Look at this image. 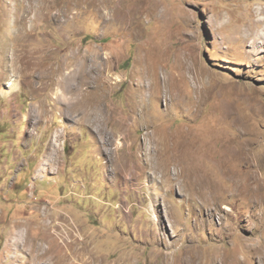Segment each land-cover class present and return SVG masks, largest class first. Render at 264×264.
Listing matches in <instances>:
<instances>
[{"label":"rangeland","instance_id":"obj_1","mask_svg":"<svg viewBox=\"0 0 264 264\" xmlns=\"http://www.w3.org/2000/svg\"><path fill=\"white\" fill-rule=\"evenodd\" d=\"M98 3L0 0V264H264V0ZM96 53L112 79L64 112Z\"/></svg>","mask_w":264,"mask_h":264},{"label":"bare ground","instance_id":"obj_2","mask_svg":"<svg viewBox=\"0 0 264 264\" xmlns=\"http://www.w3.org/2000/svg\"><path fill=\"white\" fill-rule=\"evenodd\" d=\"M94 1H97V0H91V2H94ZM107 1H110V0H99L100 3H106ZM113 1V0H112ZM98 3V4H100ZM89 4V3H88ZM99 52V51H98ZM103 53V52H102ZM101 53V54H102ZM107 53V52H106ZM101 54L100 53H96V54H93V56H88V55H84L82 57V63L81 65L78 66V68H74L72 69L71 71H68L67 73H65L62 77V80L61 82L63 83V86L62 88H58L57 89V92H56V97L64 102L63 105L65 104L64 106V112L67 111L68 109L70 110L71 108L75 107V100L81 96V94L83 93L84 89H83V85L87 84V83H90L91 81L93 80H98V79H101L103 80L104 82L105 81H108L110 78H111V75L109 73V70L111 68V66L113 65V57H111L109 54H106V58H104V60H101ZM103 55V54H102ZM81 59V58H80ZM65 62V61H64ZM49 63V62H48ZM62 68V67H61ZM67 70V69H66ZM65 71V70H64ZM142 71V70H141ZM147 74V73H146ZM155 74V72L153 73V75ZM140 76V74H139ZM147 77H142V81L143 82H139L138 83V88L139 89H147L148 91L150 89H153L152 88V85H146L144 83V80L146 79ZM112 79V78H111ZM170 79V78H169ZM147 80V79H146ZM110 81V80H109ZM34 82V81H33ZM100 82V81H99ZM168 82V81H167ZM14 84L13 81L9 83V86L11 87H14ZM148 84V83H147ZM170 86V85H169ZM97 87V86H96ZM136 87V86H135ZM139 91V90H138ZM168 91V90H166ZM165 91V92H166ZM93 92V91H92ZM95 92V90H94ZM96 94V93H95ZM103 93H101L99 95V101L102 102L103 100ZM169 96V95H168ZM82 97V96H81ZM105 101V100H104ZM61 103V102H60ZM80 103V102H79ZM92 103V104H91ZM95 103V100L94 101H91L89 102V104H87V107L85 108V111L88 110V112H85L86 114V117H87V120H88V116L92 115V113H89V108ZM80 105V104H79ZM107 106V105H106ZM75 110V109H74ZM43 111H47L45 109V107L43 108ZM70 112V111H69ZM58 113V112H57ZM67 113V112H66ZM102 113V111H101ZM64 114V113H63ZM80 114V113H79ZM95 116L97 117V113H94ZM100 116V115H99ZM85 117V116H84ZM94 117V119L96 118ZM121 117V116H120ZM52 118L50 117L49 120H51ZM102 119V118H101ZM121 119V118H120ZM110 120V119H109ZM53 121V120H51ZM90 121H92L90 119ZM122 121V120H121ZM94 122V121H93ZM91 123V122H90ZM113 129V128H112ZM116 130L118 131V128H116ZM112 131V130H111ZM110 131V132H111ZM116 131V132H117ZM108 132V131H107ZM114 135H116L117 133L115 131H113ZM120 133V132H119ZM108 134V133H107ZM122 134V133H121ZM152 135V134H151ZM98 136V135H97ZM111 137V136H110ZM57 138V137H55ZM167 137L164 136L163 139H161V142L158 143L156 141V143L159 144V146L163 143V142H166V139ZM112 139V138H111ZM114 139V138H113ZM112 139V140H113ZM116 139V138H115ZM101 140V139H100ZM106 140V139H105ZM109 140V139H108ZM123 140V139H122ZM174 141V139H171ZM56 141V140H55ZM100 142V141H99ZM106 142V141H105ZM108 142H111V141H108ZM117 142V141H116ZM121 142V141H120ZM119 143V141H118ZM181 145H186L187 142L184 140V142H180ZM53 144V143H52ZM55 144V142H54ZM106 145V144H105ZM108 145V144H107ZM115 145V144H114ZM109 146V145H108ZM106 147V146H105ZM108 148V147H107ZM106 150V149H105ZM108 151V150H107ZM105 151V152H107ZM104 152V153H105ZM112 152L114 151H111L110 154H112ZM121 153V147L119 144H117V147H115V154L117 155H120ZM156 154V153H155ZM52 155V154H51ZM108 155V154H107ZM114 155V154H113ZM156 156V155H155ZM119 157V156H118ZM121 158V157H120ZM123 158V157H122ZM52 161L54 160L51 159ZM111 160V159H110ZM151 160V159H150ZM153 160V158H152ZM55 161V160H54ZM112 161V160H111ZM118 161V160H117ZM155 161V160H154ZM113 162V161H112ZM126 162V161H125ZM124 162V163H125ZM118 163V162H117ZM156 163V162H155ZM154 163V164H155ZM44 164V163H43ZM123 164V163H122ZM151 164V163H149ZM153 166V165H152ZM124 167V166H123ZM147 167V166H146ZM158 167V166H157ZM115 168V167H114ZM135 168V166H134ZM113 169V168H112ZM120 169V168H119ZM49 169L47 168V166L45 167H42L41 168V171L42 172H46L48 171ZM115 172V171H114ZM118 172V170H117ZM121 172V171H120ZM134 171H129L126 167L123 168L122 170V174L123 176L126 178V177H134ZM146 172V171H145ZM156 169L152 168L151 171L149 172V174H151V176L154 178L155 175H156ZM111 174H114V173H111ZM148 174V173H147ZM174 175V173H173ZM164 176V175H163ZM176 176V175H175ZM157 177V176H156ZM166 177V176H165ZM134 179V178H133ZM155 179V178H154ZM157 179V178H156ZM197 179V178H196ZM62 219V218H61ZM47 226H50L51 228V236L55 237V238H59L61 240H63V242L66 243V245H71V244H74L75 242H83L85 240V238H83L80 233H78L77 231V228L76 229H73L69 223H67L66 221H63V220H58L56 222H54L53 220H49L48 223L46 224ZM22 227V226H21ZM20 228V227H19ZM29 228H21L19 230L17 229H13L12 231V236H11V242H13L14 244H17L19 245L20 247H25V241L26 239L30 238V239H33L32 236L30 237V234L28 232ZM79 230V229H78ZM157 237H160L161 234L159 232H155L154 233ZM72 251V250H71ZM43 252H37V256H36V259L40 258L41 256H43ZM38 257V258H37ZM55 257L53 256H48L47 258L43 259L41 262L40 261H37V264H52V260H54ZM88 261V260H86ZM189 262L193 263L194 260L193 258H191L189 260ZM77 263H80V262H77Z\"/></svg>","mask_w":264,"mask_h":264}]
</instances>
